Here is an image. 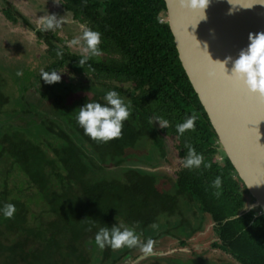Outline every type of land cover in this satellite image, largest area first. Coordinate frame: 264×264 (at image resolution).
Returning a JSON list of instances; mask_svg holds the SVG:
<instances>
[{
    "label": "trees",
    "instance_id": "1",
    "mask_svg": "<svg viewBox=\"0 0 264 264\" xmlns=\"http://www.w3.org/2000/svg\"><path fill=\"white\" fill-rule=\"evenodd\" d=\"M61 2L75 20L102 34L103 55L79 67L82 53L60 47L61 39L41 30L45 59L34 70L0 71V208L11 203L16 209L12 218L0 213V264H129L142 255L138 248L95 245L97 231L117 223L134 228L141 242L153 239L154 251L176 250L139 264H264V216L251 211L238 217L247 202L245 185L228 158L219 161L218 136L162 21L165 1ZM2 3L10 23L31 26ZM41 69L60 72V82L46 84ZM74 88L93 95L82 96L79 108L105 103L109 90L131 105L121 138L104 143L84 134L66 103L65 92ZM193 112L199 117L195 131L180 136L176 125ZM154 115L169 127L161 128ZM142 139L160 152L151 150L146 160L167 161L168 172L125 157ZM185 144L211 169L183 168ZM115 168L124 172L110 178ZM217 175L223 181L219 198L210 187ZM160 179L176 192L160 188ZM175 215L173 224L168 218ZM163 217L164 225L153 229Z\"/></svg>",
    "mask_w": 264,
    "mask_h": 264
},
{
    "label": "water",
    "instance_id": "2",
    "mask_svg": "<svg viewBox=\"0 0 264 264\" xmlns=\"http://www.w3.org/2000/svg\"><path fill=\"white\" fill-rule=\"evenodd\" d=\"M164 1L162 21L171 29L181 64L218 136L220 157L231 161L245 185L247 202L238 217L251 211L255 218L264 216V121L258 125L259 141L255 131L264 119V97L229 76L231 62L226 72L215 63L228 57L234 61L248 46L249 33L264 32V0H210L204 15L182 8L178 0ZM175 252H155L147 258ZM147 258L141 255L129 264Z\"/></svg>",
    "mask_w": 264,
    "mask_h": 264
},
{
    "label": "clouds",
    "instance_id": "3",
    "mask_svg": "<svg viewBox=\"0 0 264 264\" xmlns=\"http://www.w3.org/2000/svg\"><path fill=\"white\" fill-rule=\"evenodd\" d=\"M209 2L210 0H178L182 8L193 11L199 10L203 12V15ZM54 3H56L55 0ZM69 22L77 23L70 21L68 15L58 17L55 14L46 13L38 18V25L45 32H55ZM78 28L80 34L65 43L69 48L77 47L81 50L82 54L78 61V66L84 68L91 58L103 55L100 48L102 34L90 28L86 23H78ZM248 41V46L239 52L238 58L234 61L232 57H228L223 62L215 61V63L221 65L226 72V65L231 62L233 67L229 76L243 84L248 92L264 97V32L249 33ZM63 55L62 49L57 48V58L63 59ZM89 68H91L90 65ZM20 74L19 72L17 73V75ZM40 77L49 85L58 83L61 80L60 72L56 70L49 72L41 69ZM103 99L105 101L103 104L89 101L80 107L76 115V121L86 136L94 141L107 143L122 137L123 123L131 115V105L126 104L120 95L113 90L107 91ZM198 118V114L195 112L190 116L186 115L184 121L176 125L177 133L183 136L186 131H195ZM152 119L161 128L169 127V121L159 115H154ZM261 121H264V119L258 121L255 127L257 141L261 138L258 127ZM185 148L187 150L186 155L180 160L183 168L189 170L200 169L203 165L205 169H211L212 163L205 162L203 154L197 153L191 144H185ZM222 184V177L217 175L210 185L211 188L215 189L213 195L217 198L222 194ZM15 211V206L11 203L4 204L0 208V213L6 218H12ZM151 227L155 229L158 225L152 224ZM87 230L91 231V226ZM94 239L95 245L100 249H104L106 246L111 247L113 250H119L124 247L138 248L143 258L155 254L154 246L156 242L153 239L149 238L145 242H141L140 236L136 234L134 228L122 223H117L111 228L101 227L95 234Z\"/></svg>",
    "mask_w": 264,
    "mask_h": 264
},
{
    "label": "rangeland",
    "instance_id": "4",
    "mask_svg": "<svg viewBox=\"0 0 264 264\" xmlns=\"http://www.w3.org/2000/svg\"><path fill=\"white\" fill-rule=\"evenodd\" d=\"M2 1L3 0H0V71L3 73H7L9 71L10 73L14 69L18 71L27 68L34 70L35 67L41 63L42 58L45 59L43 55L47 50V46L43 40L39 39V35L36 33V31H41L40 26L38 25V18L48 13L55 14L58 17L68 15L69 20L72 21V14L64 9L61 0H55V2L58 4L54 3V0H6L18 11V13H20V15L27 19L31 26L26 25L25 21H21L18 24H13L5 18L2 12ZM79 34L80 30L78 28V22L66 23L61 29H58L55 32L43 31V36H53L57 39H61L62 41H58L57 43L62 48L67 46L65 43L66 41H70ZM70 49L81 53V50L77 47H72ZM49 62L50 61L45 62V64H48ZM32 72L33 71H30L29 74ZM6 76L9 75L6 74ZM65 95L68 107L76 114H78L79 101L81 97L84 95L93 96L92 93L79 90L78 88H74L71 91H66ZM152 146V141L150 139H142L135 148L127 151L125 157H130L132 161L137 163L138 167H145L143 164H146L152 168L153 172L157 171L161 174L160 169L168 172L169 168L162 164L163 162L167 163V161L162 159L146 160L147 157L145 155H148L151 150L155 156L159 157L158 154H160V152H158L157 148L155 147L152 149ZM136 157H139V160ZM167 157L169 158L171 156L168 155ZM219 161H222V157H219ZM160 164L162 165L161 168L159 167ZM150 167L147 168L150 169ZM123 172V169L115 168L112 169V172H110L108 175L110 178H119ZM158 183L160 188L172 193L176 192V190L173 189L165 179H160ZM182 203L185 204V202ZM184 210L185 209L181 208L180 212L183 213ZM188 215H190V213ZM176 217L177 216L175 215L169 217L168 219L172 221L173 224H176ZM161 219H159L160 221L158 223L161 224L158 227H162L163 221L165 220L164 217ZM196 224L197 222L194 223V225Z\"/></svg>",
    "mask_w": 264,
    "mask_h": 264
},
{
    "label": "flooded vegetation",
    "instance_id": "5",
    "mask_svg": "<svg viewBox=\"0 0 264 264\" xmlns=\"http://www.w3.org/2000/svg\"><path fill=\"white\" fill-rule=\"evenodd\" d=\"M72 17H73V15H72ZM72 19H73L72 21H75V22H78L79 23V21L75 20L74 18H72Z\"/></svg>",
    "mask_w": 264,
    "mask_h": 264
}]
</instances>
